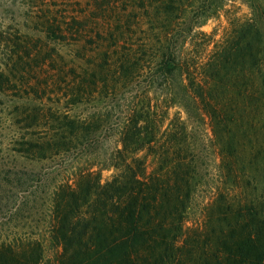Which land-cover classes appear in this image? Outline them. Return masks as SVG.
<instances>
[{"label":"trees","instance_id":"obj_1","mask_svg":"<svg viewBox=\"0 0 264 264\" xmlns=\"http://www.w3.org/2000/svg\"><path fill=\"white\" fill-rule=\"evenodd\" d=\"M230 1L0 0V264H264V0L214 40Z\"/></svg>","mask_w":264,"mask_h":264},{"label":"rangeland","instance_id":"obj_2","mask_svg":"<svg viewBox=\"0 0 264 264\" xmlns=\"http://www.w3.org/2000/svg\"><path fill=\"white\" fill-rule=\"evenodd\" d=\"M55 2H67L65 5L62 3V8H68V10H72L71 12L75 10H79L80 8L87 7L88 0H53ZM127 8L126 0H118L117 6L110 11L112 16H115L119 10H123L124 8ZM249 15V9L247 5L242 0H233L230 1L225 8L220 10L219 13L216 14V16H213L209 18L205 24L202 26V30L206 31L214 40L220 39L225 31L229 29V20L238 17L240 19H245ZM212 42L210 45H203L196 48L198 50L199 56H205L207 53V50L209 47H212ZM188 49L186 50L187 54H191V51L193 49L192 44H187ZM83 107H87L83 105ZM180 108L177 106H171L169 109V116L173 117L175 115H179ZM181 115V114H180ZM208 128V126H207ZM116 172L113 168H103L101 169L102 179L103 181L108 180L112 177V175ZM213 184H207L202 186V188L196 193L195 196V202L193 203L194 211L190 214V217L187 220V224L189 226L195 225L199 220H202V217L205 212V208L208 205L207 202L210 201L212 196L214 195L213 190ZM195 214H194V213ZM194 214V215H193ZM51 246V245H50ZM52 250H50L48 253V256H52Z\"/></svg>","mask_w":264,"mask_h":264}]
</instances>
